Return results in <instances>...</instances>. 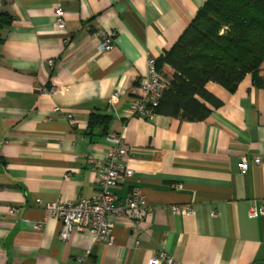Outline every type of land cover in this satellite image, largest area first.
Listing matches in <instances>:
<instances>
[{
  "label": "crops",
  "instance_id": "0c3cea01",
  "mask_svg": "<svg viewBox=\"0 0 264 264\" xmlns=\"http://www.w3.org/2000/svg\"><path fill=\"white\" fill-rule=\"evenodd\" d=\"M206 1L0 0L11 15L0 45V264H146L159 252L179 264H264V214H248L264 210V62L260 85L249 74L233 93L207 83L220 105L201 100L210 110L203 121L130 110L148 57L162 58ZM107 35L113 50L100 51ZM161 73L173 76L166 65ZM91 115L108 121L89 131ZM115 135L133 175L112 191V205L136 190L153 212L135 226L109 217L110 246L89 233L62 242L46 205L99 191L95 164Z\"/></svg>",
  "mask_w": 264,
  "mask_h": 264
},
{
  "label": "trees",
  "instance_id": "16d2710c",
  "mask_svg": "<svg viewBox=\"0 0 264 264\" xmlns=\"http://www.w3.org/2000/svg\"><path fill=\"white\" fill-rule=\"evenodd\" d=\"M11 15L0 10V45ZM264 62V0H207L173 47L156 61L157 70L169 66L172 78L154 113L186 122H200L210 115L204 102L220 103L206 90L215 83L233 93L246 75L260 85ZM108 121L91 115L89 131Z\"/></svg>",
  "mask_w": 264,
  "mask_h": 264
},
{
  "label": "built area",
  "instance_id": "2783aa9c",
  "mask_svg": "<svg viewBox=\"0 0 264 264\" xmlns=\"http://www.w3.org/2000/svg\"><path fill=\"white\" fill-rule=\"evenodd\" d=\"M1 6V4H0ZM54 27L56 31L64 32L65 20L63 9L55 5ZM99 50L109 52L113 50L110 38H105L104 42L99 45ZM52 65V61L48 62ZM141 96L136 99L130 106L132 113L150 118L154 114L155 108L166 87V80L162 73L157 70L156 60L151 56L147 59V73L139 81ZM117 97V96H116ZM67 119L73 123L71 115H67ZM111 146L106 155L104 163L95 164V168L99 169L98 186L99 191L90 199L80 201L76 204H47L46 209L50 216L56 218L60 223L59 239L67 242L73 233H89L94 236L95 240L106 245L112 244V235L115 223L109 221V217H115L137 225L145 220L152 212V208L146 203L145 198L136 190H133L128 197V202L123 207H114L112 202L114 195L112 191L122 186L128 178L133 175L132 169L124 162L128 153L123 147L120 136L115 135L108 138ZM255 166L260 164L259 158H254ZM249 168L246 159H242L237 164L240 174H245ZM16 210L9 209L8 213L13 214ZM174 214H192L189 207L173 206ZM249 216L257 218L264 214L262 208L252 205L249 209ZM38 229L40 225L33 226ZM146 264H179L173 257L165 252H159L155 256L147 259Z\"/></svg>",
  "mask_w": 264,
  "mask_h": 264
}]
</instances>
